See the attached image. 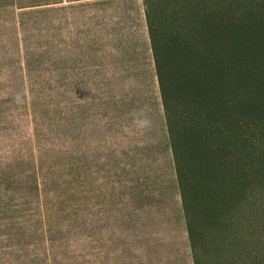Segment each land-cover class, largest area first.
Wrapping results in <instances>:
<instances>
[{"label": "rangeland", "instance_id": "rangeland-1", "mask_svg": "<svg viewBox=\"0 0 264 264\" xmlns=\"http://www.w3.org/2000/svg\"><path fill=\"white\" fill-rule=\"evenodd\" d=\"M198 168L197 264H264V172ZM181 208L142 0H0V264H141Z\"/></svg>", "mask_w": 264, "mask_h": 264}, {"label": "trees", "instance_id": "trees-1", "mask_svg": "<svg viewBox=\"0 0 264 264\" xmlns=\"http://www.w3.org/2000/svg\"><path fill=\"white\" fill-rule=\"evenodd\" d=\"M142 2L197 264L187 217L200 191L193 170L201 165L198 170L213 178L245 174L253 166L264 172V0H165L174 7L170 20H164L163 6L158 14L153 0ZM232 146L241 149L238 166L230 162Z\"/></svg>", "mask_w": 264, "mask_h": 264}, {"label": "crops", "instance_id": "crops-1", "mask_svg": "<svg viewBox=\"0 0 264 264\" xmlns=\"http://www.w3.org/2000/svg\"><path fill=\"white\" fill-rule=\"evenodd\" d=\"M147 213L156 219L143 221V226L156 232L151 238L143 236L141 264H194L183 209L151 210Z\"/></svg>", "mask_w": 264, "mask_h": 264}]
</instances>
